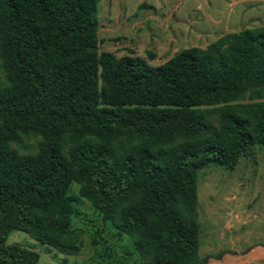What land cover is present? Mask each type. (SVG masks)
I'll return each instance as SVG.
<instances>
[{"label":"trees","instance_id":"obj_1","mask_svg":"<svg viewBox=\"0 0 264 264\" xmlns=\"http://www.w3.org/2000/svg\"><path fill=\"white\" fill-rule=\"evenodd\" d=\"M98 2L0 0V264H38L12 231L78 252L72 182L131 240L103 264L206 263L198 172L264 147V25L153 65L98 50ZM245 98L246 114L229 108Z\"/></svg>","mask_w":264,"mask_h":264},{"label":"rangeland","instance_id":"obj_2","mask_svg":"<svg viewBox=\"0 0 264 264\" xmlns=\"http://www.w3.org/2000/svg\"><path fill=\"white\" fill-rule=\"evenodd\" d=\"M145 1L155 3L154 0H99V51H110L117 57L139 55L153 65H160L182 48H204L209 44L208 39L198 40L186 35L183 23L172 29L170 24L173 22L166 19L167 16L152 7L140 5ZM254 15H259L260 24L250 25L263 26L264 10ZM245 27L241 25L234 29ZM167 32L174 35L171 43L164 34ZM147 51L154 53L153 58ZM256 101L245 98L228 104L230 109L246 114ZM217 117V113L212 115L214 123H217ZM78 190L79 185L72 182L69 193L79 198L77 214L72 219L79 234L76 254L57 252L22 231H12L6 244L16 243L35 250L39 254L38 264H103L122 259L124 249L132 247L131 240L119 236L115 228L104 223L90 202L79 197ZM197 199L199 254L202 257L213 255L203 264L264 263L263 146L251 145L232 168H201L197 178ZM217 254L220 257H216ZM135 259H138L136 253L126 261L133 264Z\"/></svg>","mask_w":264,"mask_h":264},{"label":"crops","instance_id":"obj_3","mask_svg":"<svg viewBox=\"0 0 264 264\" xmlns=\"http://www.w3.org/2000/svg\"><path fill=\"white\" fill-rule=\"evenodd\" d=\"M145 2L140 5L152 7L154 11L167 16L166 19L173 22L170 24L172 29L178 26V23H183L186 35L198 40L208 39V43L223 34L242 29L236 30L234 27L241 25L253 27L250 24H260L259 15H254V13L259 14L264 10V0H154L155 3ZM259 2L262 5H259ZM164 34L171 43L174 35H169L168 32ZM174 40L178 41V39Z\"/></svg>","mask_w":264,"mask_h":264}]
</instances>
